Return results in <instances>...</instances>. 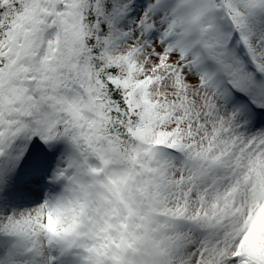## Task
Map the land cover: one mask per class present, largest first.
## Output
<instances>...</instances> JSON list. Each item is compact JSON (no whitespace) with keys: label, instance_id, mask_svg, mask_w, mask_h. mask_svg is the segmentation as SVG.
Here are the masks:
<instances>
[{"label":"snow or ice","instance_id":"snow-or-ice-1","mask_svg":"<svg viewBox=\"0 0 264 264\" xmlns=\"http://www.w3.org/2000/svg\"><path fill=\"white\" fill-rule=\"evenodd\" d=\"M0 264H264V0H0Z\"/></svg>","mask_w":264,"mask_h":264}]
</instances>
